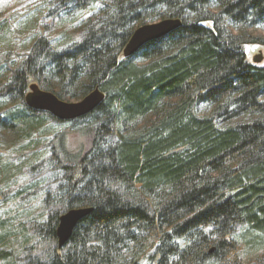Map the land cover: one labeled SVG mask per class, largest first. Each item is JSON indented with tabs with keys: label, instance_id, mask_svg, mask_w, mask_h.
<instances>
[{
	"label": "trees",
	"instance_id": "obj_1",
	"mask_svg": "<svg viewBox=\"0 0 264 264\" xmlns=\"http://www.w3.org/2000/svg\"><path fill=\"white\" fill-rule=\"evenodd\" d=\"M55 7L97 12L80 41L56 49L40 37L9 77L0 74V130L36 147L50 137L42 160L59 174L44 199L59 209L28 230L55 247L31 264H244L240 241L264 244V67L245 53L264 42L244 33L264 28V0H58ZM164 19L182 26L124 56L137 28ZM95 91L103 96L97 109L70 122L26 101L32 92L65 101ZM68 135L83 142L73 149ZM77 208L92 211L59 248L60 218ZM10 235L0 236V262L12 256ZM253 264H264V251Z\"/></svg>",
	"mask_w": 264,
	"mask_h": 264
},
{
	"label": "rangeland",
	"instance_id": "obj_2",
	"mask_svg": "<svg viewBox=\"0 0 264 264\" xmlns=\"http://www.w3.org/2000/svg\"><path fill=\"white\" fill-rule=\"evenodd\" d=\"M57 4L58 0H0V74L9 77V68L15 69L40 37L50 40L56 49L82 39L84 21L97 12V7L61 12L56 10ZM232 31L235 35H243L242 31ZM244 33L264 42V28L248 29ZM245 53L252 64L264 67V44H248ZM256 58H261L260 62L255 63ZM5 59H8V63L3 62ZM65 101L76 103L80 99ZM209 112L206 108L201 110L202 115ZM148 121L149 118L140 120L138 127ZM52 128L61 131L66 127L53 123ZM68 136L73 149L83 142L81 138ZM27 140L19 139L9 130H0V236L11 233L6 245L12 252L11 258L0 264L45 261L55 247L54 244L30 238L32 233L28 232L31 229L30 221H42L51 210L59 209L53 201L48 204L44 202L47 195H54L59 185V174L46 160H42L43 155H48L45 147L50 137L44 135L40 138L38 147ZM28 144L30 146L26 148ZM36 153L41 155L39 161L34 159ZM22 224L26 225V230L21 229ZM248 238L250 236L240 241L242 247L239 254L244 264H253L263 253L264 244L252 247L246 244Z\"/></svg>",
	"mask_w": 264,
	"mask_h": 264
},
{
	"label": "water",
	"instance_id": "obj_3",
	"mask_svg": "<svg viewBox=\"0 0 264 264\" xmlns=\"http://www.w3.org/2000/svg\"><path fill=\"white\" fill-rule=\"evenodd\" d=\"M182 26L179 19H164L158 22L143 25L135 30L124 56L129 57L137 53L146 44L160 40L175 32ZM261 58H256L255 63ZM103 96L95 91L76 103L60 100L55 94L49 92H32L27 97L30 108L48 112L62 122H70L93 113L100 105ZM90 208H77L64 213L59 222L57 237L59 248L64 247L70 240L77 224L91 213Z\"/></svg>",
	"mask_w": 264,
	"mask_h": 264
}]
</instances>
